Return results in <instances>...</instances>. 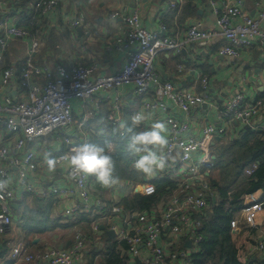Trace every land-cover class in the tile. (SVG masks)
<instances>
[{
	"label": "crops",
	"instance_id": "0c3cea01",
	"mask_svg": "<svg viewBox=\"0 0 264 264\" xmlns=\"http://www.w3.org/2000/svg\"><path fill=\"white\" fill-rule=\"evenodd\" d=\"M38 1L11 0L9 12L0 13V18H6L10 25H17L37 33L41 48L30 60L34 66L47 68L51 72H56L58 66L68 68L71 64H75L84 67L95 66L98 77L119 73L128 63L135 46L116 48L117 38L124 36L128 28L122 19L110 17L115 11H123L127 14L139 12L142 27L160 38L184 42L187 31L193 23H200L205 29L217 30L218 16L209 0H141L140 2L63 0L49 13H43L35 8ZM217 1V10H221L223 3L228 0ZM262 1L264 0H243L244 10L250 16L256 17L258 14L256 4ZM77 20H81L82 24L74 28L72 24ZM227 45H229L227 40L218 37L213 40L209 48L186 44L181 52L166 51L156 59L160 78L171 81L181 91L200 94L204 92L202 79L205 77L209 80L207 103L193 109L190 114L183 112L169 99L161 101L166 110L146 109V101H155L154 93L151 90L144 97H139L135 94L134 85L98 92L86 102L73 99L71 105L74 123L46 138L34 139L20 153L23 155L25 151L32 150L36 154L39 172L35 176H30L29 180L34 187L47 189V193L43 195L26 192L24 186L17 181V169L11 170L13 183L16 186V194L10 204L13 224L6 234H0V264H12L13 252L16 248H24L32 254L69 249L77 232L82 235L86 247L74 264H148L141 253L134 255L129 251V244L123 236L135 234V228L139 225V215L160 219L168 201L179 187L162 196L159 202L147 211L128 209L123 201L136 194L142 195L134 190L136 185L154 183L162 179L177 184V179L165 175L167 169L157 171L153 175L137 172L133 167L134 158L127 152L125 143L122 147L127 157L124 171L128 168V174L119 176L120 183L112 188H103L94 178H89L91 210L65 216L63 212L73 207L78 200L76 197L63 199L49 191V188H64L67 171L65 165H58L55 172H48L44 157L46 154H51L57 158L65 153L68 138L74 144L83 142L104 144L111 140L112 154L117 148V143H114L117 137L126 138L127 141L129 135L118 127L114 131L113 127L120 120L130 122L131 115L141 110L150 115L136 130H146L153 122L165 121L168 117H172L190 124V130L186 135L200 136L201 129L207 124L220 125L218 118L220 109L237 93L241 92L245 95L243 104L245 108L257 102L264 104V47L259 41H255L253 45L242 48L238 58L218 55L219 48ZM28 48L29 42L25 40L9 42L0 65V86L4 70L26 65ZM180 68H183L182 72L179 71ZM34 77V82L37 84L43 85L46 82L44 73L35 74ZM5 98L17 101L27 99L26 92L20 88L17 75L13 76L9 85L2 87L0 103H3ZM101 120L103 125L97 123ZM253 124H264V108ZM102 126H105L107 136L98 134ZM246 129L259 132L264 140V132L256 129L255 126L232 122L225 135L215 137L212 166L216 159L215 148L242 139ZM168 130L170 135V129ZM18 137L19 135L9 134L4 123H0V147H8L12 150ZM178 157L177 151L172 156L171 163H176ZM194 159L200 160L201 155H195ZM127 160L129 166L126 164ZM254 166L246 170L248 176L252 175L248 174V171ZM209 170H202L204 172L202 180L207 184L206 176L209 175ZM198 191L199 189L193 190L195 193ZM185 193L183 192L182 195L185 196ZM257 195L262 196L264 202V190L258 191ZM244 199L242 210L232 219V221L237 220L239 224L237 229L231 228L232 238L239 250V259L242 263L256 260L264 264V250H257L258 244L264 242L261 231L264 230V213L260 219L261 226L258 229L251 228L245 221ZM215 202L214 197L213 203ZM209 207L210 204L200 215H196V220L200 223L197 228V235L200 237L198 243L190 234L174 239L167 230L165 231L163 242L167 250L191 252L187 261L178 260L173 264H193L192 255L203 241L200 231L205 216L210 211ZM115 208L119 209V212H113Z\"/></svg>",
	"mask_w": 264,
	"mask_h": 264
},
{
	"label": "built area",
	"instance_id": "2783aa9c",
	"mask_svg": "<svg viewBox=\"0 0 264 264\" xmlns=\"http://www.w3.org/2000/svg\"><path fill=\"white\" fill-rule=\"evenodd\" d=\"M63 0H39L35 8L43 13L51 12ZM140 2L141 0H135ZM11 0H0V13L6 14L10 10ZM210 5L218 16L216 20L217 30H209L200 23L190 25L186 40L177 41L169 38H160L157 34L149 32L142 27L139 12L127 14L123 11H115L110 14L112 19H122L127 25V33L116 40V48L122 49L135 46V51L125 67L117 74L109 76H96L95 66H79L71 64L70 67L58 66L56 72L47 68L34 66L30 58L39 52L40 39L36 32L29 31L17 25H10L6 18H0V65L9 42L13 40L28 41V61L25 66L9 67L3 72L0 93L2 87L10 84L13 76L17 75L20 88L27 95L25 101H17L5 98L0 103V123H4L9 134L19 135L14 148L0 147V179L8 180V187L0 191V234H6L12 224L10 209L11 201L16 194V186L13 183L12 168L17 169V181L23 185L26 192L34 194L47 193V189L34 187L29 178L39 172L36 154L25 147L29 142L37 138H46L54 132L69 127L74 123L71 101L78 99L83 102L91 100L101 91L117 90L125 85H134L135 94L144 97L151 90L155 101L145 102L146 109L166 110L161 103L169 99L183 112H190L207 103L209 80L202 79L204 92L200 94L179 90L171 81L160 78L156 68V59L166 51L181 52L186 44H197L203 48H209L215 38H222L229 45L220 47L218 55L222 57L238 58L240 50L259 41L264 47V1L258 2V14L250 16L244 10L243 0L226 1L221 10H217V0H209ZM81 20L75 21L72 26L80 27ZM180 72L183 68H180ZM44 73L46 82L43 85L34 82L35 74ZM245 95L241 92L234 95L226 105L220 109L218 118L220 125L207 124L201 129L200 136H188L190 130L188 122H180L168 117L165 121L170 129V147L167 150L170 156L166 174L172 179H177L176 193L170 198L166 209L160 219H153L146 215L138 216L139 225L135 228V234L123 236L129 244V251L138 255L141 253L148 264H173L182 260L187 261L190 251L167 250L163 242L165 231L172 238L177 239L193 236L195 242L200 241L197 228L200 223L196 215H200L208 207L210 190L208 184L202 179L203 169L212 167V148L217 135H225L232 122L242 125L255 126L264 132V124L254 125L253 121L261 115L264 104L257 102L249 107H243ZM115 123V121L112 119ZM67 151L57 158L65 156L70 148L75 145L71 139L66 140ZM179 152L178 161L171 163V158ZM201 155L200 160H195V155ZM58 165H65L66 185L64 188H49V191L63 199L77 198V203L63 212L65 216H72L91 210L89 178L82 179L69 165L67 160L60 159ZM256 165L248 174H252ZM176 172H175V171ZM175 172V173H173ZM199 189L198 193L193 192ZM134 190L143 196H152L156 193V187L151 182L136 185ZM183 192L185 196L182 195ZM258 192L245 196L244 216L246 223L254 229L261 226L260 219L264 213V202ZM119 212V209H113ZM238 221L231 222V228L237 229ZM263 237H264V230ZM71 248L66 250H48L39 254H32L24 248H16L13 252L14 262L18 264H74L86 247V242L80 232L75 234ZM169 245V244H168ZM257 250H264V242L258 244Z\"/></svg>",
	"mask_w": 264,
	"mask_h": 264
},
{
	"label": "trees",
	"instance_id": "16d2710c",
	"mask_svg": "<svg viewBox=\"0 0 264 264\" xmlns=\"http://www.w3.org/2000/svg\"><path fill=\"white\" fill-rule=\"evenodd\" d=\"M245 132L242 139L215 148L216 159L210 170L207 169L209 175L206 176L210 190L207 202L208 206L210 204V211L207 212L200 231L203 241L192 255L193 264H260L256 260L246 263L240 261L239 250L231 234V221L242 210L244 197L264 190V140L257 131L246 129ZM114 143H117V148L112 153L116 161V174L122 177L128 174V168L124 171L127 157L122 148L126 138L117 137ZM126 164L129 166V160ZM252 165H256V169L248 176L246 170ZM153 184L156 187L154 195L136 194L123 201L125 207L147 211L162 196L177 187L176 183L174 185L167 179Z\"/></svg>",
	"mask_w": 264,
	"mask_h": 264
},
{
	"label": "clouds",
	"instance_id": "9594fccd",
	"mask_svg": "<svg viewBox=\"0 0 264 264\" xmlns=\"http://www.w3.org/2000/svg\"><path fill=\"white\" fill-rule=\"evenodd\" d=\"M150 114L141 110L131 115L130 122L120 120L113 127L128 133L126 150L134 158L133 167L137 172L145 175H153L157 171L166 169L170 156L168 126L163 121H155L146 130L139 129L148 119ZM103 125V121H98ZM98 134L107 136L105 126L100 127ZM111 140L106 143L83 142L73 145L69 152L56 158L51 154H46L44 164L48 172H55L60 159L67 160L69 165L82 179L94 178L103 188H112L120 183V177L116 174V161L111 154ZM8 187L7 179H0V191Z\"/></svg>",
	"mask_w": 264,
	"mask_h": 264
},
{
	"label": "water",
	"instance_id": "95a60500",
	"mask_svg": "<svg viewBox=\"0 0 264 264\" xmlns=\"http://www.w3.org/2000/svg\"><path fill=\"white\" fill-rule=\"evenodd\" d=\"M247 128H249V126H248ZM214 201H215V200H214Z\"/></svg>",
	"mask_w": 264,
	"mask_h": 264
}]
</instances>
